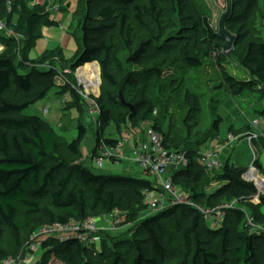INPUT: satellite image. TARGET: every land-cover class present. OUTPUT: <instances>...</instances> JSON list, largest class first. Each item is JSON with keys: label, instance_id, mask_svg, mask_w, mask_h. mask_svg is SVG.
I'll list each match as a JSON object with an SVG mask.
<instances>
[{"label": "trees", "instance_id": "16d2710c", "mask_svg": "<svg viewBox=\"0 0 264 264\" xmlns=\"http://www.w3.org/2000/svg\"><path fill=\"white\" fill-rule=\"evenodd\" d=\"M7 1L0 0V19L6 20L21 37L0 38L4 47L0 55V262L7 256L1 249L3 231L10 230L15 235L28 227L32 217L44 214L48 218L45 224L34 225L38 230L43 225H67L97 213L119 211L125 213L122 224L136 223V232L133 240L119 245L115 253L108 252L103 242L101 250L95 252L73 237L62 242L45 239L42 248L62 264H79L84 259H98L101 264L106 263L105 259H110V264H264V235L247 229L238 231L245 218L241 210H225L224 222L218 229L206 226L201 214L190 208H173L140 219V212H145V206L141 205L143 193L154 190L150 182L126 175L90 173L81 163L80 145L87 135L83 124L77 127L76 139L66 143L39 116L23 114L54 89L57 95L71 92L75 102L81 99L70 89V82L65 86L57 84V70L51 64L50 68L45 67L50 56L32 62L26 57L39 38V29L56 25L44 14V7L30 8L29 0H14L8 11ZM257 2L229 0L224 26L234 37L233 49L241 48L249 39L248 24ZM72 19L71 35L79 51L70 65L71 72L97 63L103 85L112 89L96 100L99 110L96 147L100 140L108 147L118 142L101 136L111 124L116 128L124 123L136 127L151 120L156 107L148 97V89L150 84L175 76L166 75V70L183 77L201 69L204 60L212 59L220 77V84L214 88L217 97L220 90L232 98L253 93L264 97V40L248 42L239 57L248 77L236 79L226 71L227 56L222 51L224 43L219 33L212 29L195 0H146L143 5L140 0H78ZM15 57H19L18 62ZM87 81L92 83L89 78ZM119 93L132 105V112L120 105ZM203 98L200 87L199 91H185L189 131L197 126ZM113 108L124 113L113 114ZM256 114L264 118V109ZM222 122L217 116L212 128L195 146L182 147L156 122L150 127L163 137L167 149L185 153L188 165L171 174L172 183L204 209L232 202L242 206L256 194L255 186L241 179L245 170L231 163L230 157L220 172H214L217 173L214 179L198 163L200 149L220 135ZM249 132L250 128L243 132L230 127L227 133L238 136ZM253 145L264 151V137L253 141ZM95 155L96 148L92 151V156ZM253 165L264 178V169L257 158ZM212 183L218 186L206 194ZM43 205L52 207L58 215ZM257 206L253 215L252 210H244L257 223L264 224L260 211L264 196ZM176 235L181 236L178 247L172 245Z\"/></svg>", "mask_w": 264, "mask_h": 264}, {"label": "rangeland", "instance_id": "374dc122", "mask_svg": "<svg viewBox=\"0 0 264 264\" xmlns=\"http://www.w3.org/2000/svg\"><path fill=\"white\" fill-rule=\"evenodd\" d=\"M78 0H61L60 7L61 10L58 14H67L73 16ZM201 10V12L208 18L212 29L219 33V24L224 15H226L229 7V0H195ZM146 0H140V4L143 5ZM70 6V7H69ZM42 7V6H37ZM11 10V8H10ZM8 10V11H10ZM15 18V17H14ZM9 29H12L8 26ZM250 29L249 39L245 44L239 49H232L227 56L226 61V71L238 80H247L246 72L241 68L239 57L241 52L245 49L248 42L255 39L264 40V0H258L257 8L253 12L251 20L248 24ZM14 34L20 36L19 33L14 31ZM40 36V35H39ZM140 37H144V34L140 33ZM21 37V36H20ZM3 50H0V55L4 51V47L0 44ZM17 55L20 56V53ZM62 56V55H61ZM59 54H54L53 57L59 60L61 69L57 70V84L59 86H65L70 82V89L74 91L78 97L81 99L76 101L71 92L67 91L62 95H57V90H51L46 97L36 103L35 105L29 107L23 112L25 116H39L42 120L49 123L60 141H65L70 143L77 137V127L83 124L87 129L86 139L80 145V152L82 156L83 166L89 165L91 162V152L96 148V137L98 135V115L95 113H90L91 107L88 105L90 102H96L104 91L111 92L112 89L107 88L103 85L101 79V71L97 63L95 66L89 67L90 71L87 75L89 81L92 82L91 86L82 78L81 73L85 69H77L75 72H71L70 65L73 62L66 61L63 56ZM19 57H15V62H18ZM203 67L198 71H190L188 75L180 76L179 73H172L170 70H166V75H175L173 77H167L161 83L156 85L150 84L148 89V97L150 101L155 105L156 109L152 115V118L148 122L139 123L136 127H132L129 123L121 124L119 128L111 124L108 129L101 135L104 138L116 139L120 142L126 140L129 145L134 142L135 135H144V131L153 126L156 122L160 129L167 133L169 132L173 138L175 144L179 147L182 145L195 146V143L203 138L206 131H209L214 123V120L219 116L222 119L223 126H220V136L225 137L228 130L226 127H238V128H250V132L253 134L264 133V119H260L258 115L254 113V106L257 105V109L264 108V99H261L260 94L253 93L247 94L242 97L232 98L228 93L219 91V96L214 88L218 87L220 84V77L217 72L216 66L212 59H207L203 61ZM52 63V61H51ZM51 65L55 67V65ZM94 64V63H91ZM56 68V67H55ZM62 75L63 78L59 77ZM75 75V76H74ZM175 82L177 85L173 87L172 84ZM204 93L205 98L202 102V110L200 116L197 119V126L194 129H188L190 123L186 121L187 107L184 102L185 91L197 90ZM13 95V92L10 93ZM260 98V100H259ZM264 98V97H263ZM128 101L130 99H127ZM219 100L218 105L215 107L216 101ZM260 105V106H258ZM48 107V113L43 114V110ZM113 114H123L121 109L113 108ZM255 122L257 127L254 126ZM246 130H243L245 132ZM234 132V131H232ZM63 139V140H62ZM249 143V144H248ZM204 148L200 149L203 152ZM257 149L254 147L253 142H249L246 139L240 140L234 148V152L227 153L225 161L230 157L232 163L240 168L247 171L252 164L255 157H257ZM130 161L126 159H121L119 162H112L109 159L103 161L102 167L97 168L94 165L93 168H97L99 171L108 176H120L124 172L126 165L130 168ZM132 169H135L140 173L144 180L153 183V179L146 177L142 174L141 169L136 165H131ZM131 176L139 177L136 173H132ZM207 176L210 179H214L217 173H208ZM218 184L212 183L206 188L205 193L209 194L216 189ZM177 189L181 190L179 187ZM257 203L248 202V204L242 205V209H247V211L252 210V215L254 211L258 209ZM141 205H143L141 203ZM141 205L137 206L135 210H138ZM222 205H227L226 203ZM144 206V205H143ZM43 208L50 210L52 213L58 215V211L53 209L48 205H43ZM264 206L261 207V210ZM264 211V210H263ZM145 213V212H144ZM144 213L140 212L139 218H141ZM125 213L121 212L120 218L123 219ZM107 214L97 213V215H90L89 217L100 226L109 225L107 222ZM204 220V224L212 228V224ZM48 221V218L44 214L32 217L28 221V227L24 230L18 231L15 235L10 230H5L2 233L1 249L7 255L6 259L16 260L18 257L22 259L21 264H62L54 260V258L47 255V253L42 248V240L40 243L32 241L31 237L33 234L38 232L37 228L34 229V225L38 222ZM44 226V225H43ZM213 229V228H212ZM236 231V230H235ZM241 232V228H238ZM136 232V223L128 222L121 224L118 227L112 228L111 232H101L98 237L91 238L88 241V246L94 248L95 252L101 250V242L105 244V249L108 252H117L119 245H124L134 238V233ZM234 236V234L232 235ZM52 237L50 239H56ZM175 242H172L174 247H178L181 243V236L176 235ZM180 241V242H179ZM106 258V257H103ZM105 264H110V259H105ZM2 262H0L1 264ZM79 264H101L98 259H84L79 262Z\"/></svg>", "mask_w": 264, "mask_h": 264}, {"label": "built area", "instance_id": "2783aa9c", "mask_svg": "<svg viewBox=\"0 0 264 264\" xmlns=\"http://www.w3.org/2000/svg\"><path fill=\"white\" fill-rule=\"evenodd\" d=\"M60 3L61 0H29L28 6L30 8L42 6L44 7V14L50 17L60 12ZM13 4L14 0L7 1L8 10H10ZM1 37L13 38L15 40L20 39V36L14 34L12 29H9L6 20L0 19ZM0 50H2L1 46ZM45 67L50 68L48 65H45ZM59 77L63 78L62 75H59ZM88 105L91 107L90 113L98 115L99 110L96 102H90ZM47 113L48 107L43 110V114ZM254 126L257 127V123ZM259 137H261L259 134L251 132L238 136L230 133H227L225 137L219 135L204 148L203 152L199 153L198 163L208 173L220 172L227 153L230 154L234 151L235 145L240 140L246 139L249 142H253ZM125 150L128 152L127 155L123 153ZM105 159L113 160V162H119L121 159L129 160L130 164H136L141 169L144 176L153 179V183L151 184L154 190H146L143 193L142 204L145 206V213L141 218L155 216L173 208H190L199 212L203 219L210 222L213 229H218L224 222L225 210L236 208L245 214L240 227L241 230L247 229L251 233L264 235V224L257 223L249 212L237 205V202L204 209L191 200L186 193L177 189L172 183L171 174L187 167L188 160L186 155L182 152L167 149L164 145L163 137L152 128L146 129L144 135H135L132 145H129L128 141L122 140V142L118 141L114 146L108 147L100 140L98 147H96V155L93 157V161L98 168H101ZM256 177L261 179L263 185L256 183ZM241 179L252 183L256 188V194L249 201L252 203L260 201V197L264 196V178L253 164L245 171ZM120 214L121 212L119 211H112L110 214H107L108 226H100L96 220L90 217L82 221L71 222L67 225L59 223L44 225L38 229L36 234L32 235L31 240L40 243V239L45 240L58 236L56 240L62 242L73 237L78 242L88 245V241L91 238L98 237L101 232H111L112 228L120 226L123 221L120 218ZM21 263L22 259L18 257L16 260L6 259L1 264Z\"/></svg>", "mask_w": 264, "mask_h": 264}, {"label": "crops", "instance_id": "0c3cea01", "mask_svg": "<svg viewBox=\"0 0 264 264\" xmlns=\"http://www.w3.org/2000/svg\"><path fill=\"white\" fill-rule=\"evenodd\" d=\"M50 18L56 23V25L53 27H42L41 29H39V35L40 36H39V38H37L35 40L32 48H30L27 51L26 57H27L29 62H32V61L40 60L44 55H48V56H50V61L45 63V64L49 65V64L54 63L53 65H55V67H56V68L55 67L54 68L56 70H58V69H61L62 67L59 64V60L57 58L53 57L54 54H59L60 56L62 55L66 61L72 62L75 60L76 56L78 55L79 50H78V44H77L76 40L71 35V32L73 30L72 16L67 15V14L64 15L62 13V14L52 15V16H50ZM51 61H52V63H51ZM260 98L264 99L263 97H260ZM260 98H259V100H260ZM262 102H264V101H262ZM255 106L257 107V105H255ZM255 106L253 107L255 114H256V111H260V110L264 109V108L257 109ZM258 106H260V105H258ZM260 119H264V118L260 117ZM255 123H258V122H255ZM221 126H223V123L221 124ZM229 128L226 127V130H228ZM231 128L235 131L247 130V128H243V127L242 128H238V127L233 128L231 126ZM244 134H247V133H244ZM240 135H242V134H240ZM259 135L261 137H264L263 132H260ZM257 150H258L257 151V157H255V158L258 159L259 164L264 169V151L261 149H257ZM123 153H124V155H127L128 152H127V150H125ZM90 159H91V162L90 161L88 162L89 165L83 166V167L87 171H89L90 173H92L94 175H105L104 173H102L101 171H99L97 169L98 166L93 161L92 152H91ZM230 162L232 163L231 159H230ZM81 163H82V159H81ZM252 164H253V162H252ZM92 165H94L97 168L94 169ZM131 165H133V164H130V168L128 167V165H126V167L124 168L125 171L122 172V174L120 176L126 175L129 177H133V176H131V174L136 173L139 176L136 178H142V177H140L141 175L138 174L140 172L138 171V173H137V171L135 169H132ZM263 210H261V208H260V211L262 214H264Z\"/></svg>", "mask_w": 264, "mask_h": 264}, {"label": "water", "instance_id": "95a60500", "mask_svg": "<svg viewBox=\"0 0 264 264\" xmlns=\"http://www.w3.org/2000/svg\"><path fill=\"white\" fill-rule=\"evenodd\" d=\"M227 17V15H224L220 21V24H219V34H218V37L221 41H223L224 45L222 47V51L223 53H226L228 54L234 47V37L229 34L226 29H225V26H224V22H225V18ZM95 64V63H94ZM119 102H120V105H122L123 107L127 108L130 110V112L133 111V107L131 104L127 103L122 94L119 93Z\"/></svg>", "mask_w": 264, "mask_h": 264}, {"label": "bare ground", "instance_id": "6f19581e", "mask_svg": "<svg viewBox=\"0 0 264 264\" xmlns=\"http://www.w3.org/2000/svg\"><path fill=\"white\" fill-rule=\"evenodd\" d=\"M70 7V6H69ZM89 67L91 68V66H85V69L83 70V72L81 73V75H82V78H84V80L86 81V83H88V81H87V75H88V73H89V71H90V69H89ZM93 84V83H92ZM88 86H91V83H88ZM249 144V143H248ZM255 180H256V183L258 184V185H263V182L261 181V179H259L258 177H256L255 178Z\"/></svg>", "mask_w": 264, "mask_h": 264}]
</instances>
